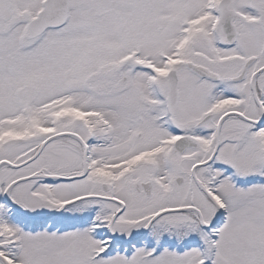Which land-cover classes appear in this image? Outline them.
<instances>
[{
  "label": "snow or ice",
  "instance_id": "snow-or-ice-1",
  "mask_svg": "<svg viewBox=\"0 0 264 264\" xmlns=\"http://www.w3.org/2000/svg\"><path fill=\"white\" fill-rule=\"evenodd\" d=\"M0 264H264V0H0Z\"/></svg>",
  "mask_w": 264,
  "mask_h": 264
}]
</instances>
